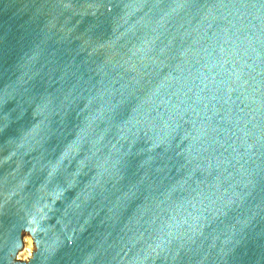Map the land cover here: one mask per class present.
Masks as SVG:
<instances>
[{"label": "water", "instance_id": "obj_1", "mask_svg": "<svg viewBox=\"0 0 264 264\" xmlns=\"http://www.w3.org/2000/svg\"><path fill=\"white\" fill-rule=\"evenodd\" d=\"M0 264H264V0H0Z\"/></svg>", "mask_w": 264, "mask_h": 264}, {"label": "rangeland", "instance_id": "obj_2", "mask_svg": "<svg viewBox=\"0 0 264 264\" xmlns=\"http://www.w3.org/2000/svg\"><path fill=\"white\" fill-rule=\"evenodd\" d=\"M22 238L23 247L22 249H20L16 256L18 260H26L30 256L31 252L34 250V246L31 243V237L27 233H23Z\"/></svg>", "mask_w": 264, "mask_h": 264}, {"label": "bare ground", "instance_id": "obj_3", "mask_svg": "<svg viewBox=\"0 0 264 264\" xmlns=\"http://www.w3.org/2000/svg\"><path fill=\"white\" fill-rule=\"evenodd\" d=\"M31 243L33 244V241H31ZM33 246H34V244H33ZM30 247V246H29Z\"/></svg>", "mask_w": 264, "mask_h": 264}]
</instances>
